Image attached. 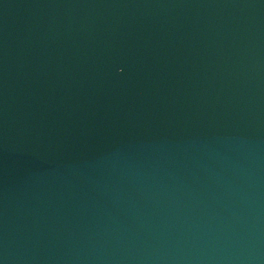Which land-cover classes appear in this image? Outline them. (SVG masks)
I'll list each match as a JSON object with an SVG mask.
<instances>
[{
	"label": "water",
	"instance_id": "1",
	"mask_svg": "<svg viewBox=\"0 0 264 264\" xmlns=\"http://www.w3.org/2000/svg\"><path fill=\"white\" fill-rule=\"evenodd\" d=\"M0 264H264V0H0Z\"/></svg>",
	"mask_w": 264,
	"mask_h": 264
}]
</instances>
